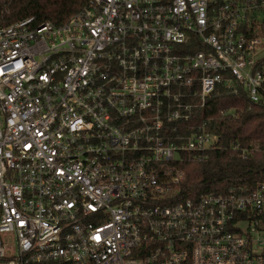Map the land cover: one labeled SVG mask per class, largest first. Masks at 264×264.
<instances>
[{
  "label": "built area",
  "instance_id": "1",
  "mask_svg": "<svg viewBox=\"0 0 264 264\" xmlns=\"http://www.w3.org/2000/svg\"><path fill=\"white\" fill-rule=\"evenodd\" d=\"M263 14L89 0L0 25V264H264V181L181 190L220 147L201 113L217 86L264 104Z\"/></svg>",
  "mask_w": 264,
  "mask_h": 264
},
{
  "label": "trees",
  "instance_id": "2",
  "mask_svg": "<svg viewBox=\"0 0 264 264\" xmlns=\"http://www.w3.org/2000/svg\"><path fill=\"white\" fill-rule=\"evenodd\" d=\"M89 0H0V25L34 17L36 23L62 24L80 11ZM233 109L234 116L221 117V109ZM210 119V128L220 136V147L209 151L202 160L187 158L182 164L185 179L182 192L192 196L224 191L235 180L249 178L251 183L264 181V149L242 157L241 147L264 148V104L249 100L246 93H233L218 85L201 111Z\"/></svg>",
  "mask_w": 264,
  "mask_h": 264
},
{
  "label": "rangeland",
  "instance_id": "3",
  "mask_svg": "<svg viewBox=\"0 0 264 264\" xmlns=\"http://www.w3.org/2000/svg\"><path fill=\"white\" fill-rule=\"evenodd\" d=\"M261 20H263L264 19V14L261 16V18H260Z\"/></svg>",
  "mask_w": 264,
  "mask_h": 264
}]
</instances>
